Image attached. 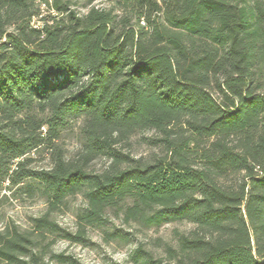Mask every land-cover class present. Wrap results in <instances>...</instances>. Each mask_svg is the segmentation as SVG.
<instances>
[{
  "label": "trees",
  "instance_id": "trees-1",
  "mask_svg": "<svg viewBox=\"0 0 264 264\" xmlns=\"http://www.w3.org/2000/svg\"><path fill=\"white\" fill-rule=\"evenodd\" d=\"M93 1L0 0V198L46 204L0 229V264H74L53 246L91 230L126 264H264V0Z\"/></svg>",
  "mask_w": 264,
  "mask_h": 264
},
{
  "label": "rangeland",
  "instance_id": "rangeland-1",
  "mask_svg": "<svg viewBox=\"0 0 264 264\" xmlns=\"http://www.w3.org/2000/svg\"><path fill=\"white\" fill-rule=\"evenodd\" d=\"M68 1L71 9H74L80 14L86 12L90 6L88 5V0ZM91 5L95 7L107 6L106 3L100 0H94ZM50 13L56 14L53 10H50ZM43 14H47V12L43 11ZM62 145L67 155H71L76 151L77 142L72 137L71 132H65ZM146 151V145L140 140V136L134 137L131 147L132 154L139 155ZM31 157L33 158L31 166L36 169L49 165L48 154L42 149L33 153ZM103 165L104 160H98L94 163V169H100ZM1 194L4 196L0 198V229L9 222H14L21 229L28 228L30 226V219L42 214L46 207L43 198L39 194L30 197L24 192L15 193L8 190L2 191ZM82 203L83 201L80 196L71 197L69 199V206L66 210L53 214L54 220L62 227L73 230L74 212ZM191 227L192 225L186 222L165 224L156 230H148L146 235L151 239L159 237L165 241L173 242V232L175 230L186 231ZM89 235L91 239L90 243L81 245L58 240L54 244L53 250L57 253H64L70 256L74 264H126L125 259L129 250L133 247L132 245L119 247L116 245L104 244L95 230L89 231ZM50 264L58 263L51 262Z\"/></svg>",
  "mask_w": 264,
  "mask_h": 264
}]
</instances>
